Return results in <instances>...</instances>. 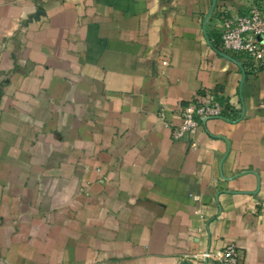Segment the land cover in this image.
<instances>
[{
    "label": "crops",
    "instance_id": "0c3cea01",
    "mask_svg": "<svg viewBox=\"0 0 264 264\" xmlns=\"http://www.w3.org/2000/svg\"><path fill=\"white\" fill-rule=\"evenodd\" d=\"M212 1L0 0V264H264V67L215 49ZM206 90L244 116L192 150L167 123Z\"/></svg>",
    "mask_w": 264,
    "mask_h": 264
},
{
    "label": "built area",
    "instance_id": "2783aa9c",
    "mask_svg": "<svg viewBox=\"0 0 264 264\" xmlns=\"http://www.w3.org/2000/svg\"><path fill=\"white\" fill-rule=\"evenodd\" d=\"M210 17L216 20L215 37L211 39L215 49L229 57L238 58L245 73L256 75L264 67V0H253L243 9H233L225 3L216 4ZM164 64L169 63L165 61ZM179 113L181 123L176 126L167 123V126L172 128L174 140L188 139L192 150L198 147L194 135L203 121L219 117L236 120L243 115L225 96L210 90L183 104ZM158 115L165 120V109L160 108ZM192 198L200 202L197 195ZM195 214L205 219V212L200 204L195 209ZM192 256L207 262L211 258L213 264L243 262L242 251L234 243L228 244L216 254L206 251Z\"/></svg>",
    "mask_w": 264,
    "mask_h": 264
},
{
    "label": "water",
    "instance_id": "95a60500",
    "mask_svg": "<svg viewBox=\"0 0 264 264\" xmlns=\"http://www.w3.org/2000/svg\"><path fill=\"white\" fill-rule=\"evenodd\" d=\"M216 4H217V0H213V1H212L211 9H210V11H209V13H208V15H207V17H206V19H205V22H204L205 25L207 24L208 19L210 18V16H211L213 10L215 9ZM223 55H225V54H223ZM225 56H227V55H225ZM228 57H229V56H228ZM240 65H241V63H240ZM245 78H246V74L244 73V74H243V79H242V82H241V88H242V86H243V83H244V81H245ZM243 116H244V113H243V115H242L240 118H242Z\"/></svg>",
    "mask_w": 264,
    "mask_h": 264
},
{
    "label": "trees",
    "instance_id": "16d2710c",
    "mask_svg": "<svg viewBox=\"0 0 264 264\" xmlns=\"http://www.w3.org/2000/svg\"><path fill=\"white\" fill-rule=\"evenodd\" d=\"M246 74L248 75V73L246 72Z\"/></svg>",
    "mask_w": 264,
    "mask_h": 264
}]
</instances>
